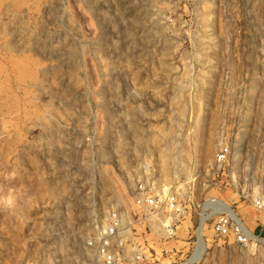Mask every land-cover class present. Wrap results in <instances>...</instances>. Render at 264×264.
Listing matches in <instances>:
<instances>
[{"label":"rangeland","instance_id":"rangeland-1","mask_svg":"<svg viewBox=\"0 0 264 264\" xmlns=\"http://www.w3.org/2000/svg\"><path fill=\"white\" fill-rule=\"evenodd\" d=\"M187 140L190 174L166 185L185 184L187 213L169 236L137 186H160L159 152ZM214 197L250 242L215 234ZM257 200L264 0H0V264H84L114 212L129 227L118 264L183 263L199 228L198 264H264Z\"/></svg>","mask_w":264,"mask_h":264},{"label":"built area","instance_id":"built-area-1","mask_svg":"<svg viewBox=\"0 0 264 264\" xmlns=\"http://www.w3.org/2000/svg\"><path fill=\"white\" fill-rule=\"evenodd\" d=\"M230 150L223 147L218 151L217 161L221 165L228 160ZM150 183V182H149ZM140 183L137 186V206L150 214L163 212L168 215L165 231L169 235H176L178 223L186 216L187 204L181 197L178 188L158 187L155 184ZM257 206L264 209V201L257 200ZM123 214L114 212L108 224L104 225L95 239H91L88 246L95 248L96 257L84 264H118L119 250L125 247L128 231ZM214 232L218 237H233L238 244H246L252 237L242 221L235 220L228 214L221 216L214 225ZM140 259V258H138ZM199 260L187 264H198Z\"/></svg>","mask_w":264,"mask_h":264},{"label":"bare ground","instance_id":"bare-ground-1","mask_svg":"<svg viewBox=\"0 0 264 264\" xmlns=\"http://www.w3.org/2000/svg\"><path fill=\"white\" fill-rule=\"evenodd\" d=\"M187 142H188V140H187ZM180 144H181V147H180L179 153L176 154V155H174L175 153L173 154L172 153V150L171 149H168V148H165V149H163L162 151L159 152V154L157 156L158 157L157 163H158V166H159L158 167L159 168L158 169V171H159L158 174H160V177L158 176L159 177V180L158 181H159L160 186H158V187H165L166 185L168 186L169 181H171L170 179H172V177L175 176V174L177 175V173H186L187 171L189 172V170H188V168H189L188 163H190V161L192 160V154H191L192 147H191V145L190 146L187 145V144H189V142L188 143H185V141H184L182 143V141H181ZM193 164H194V162H193ZM141 168H143V170H144L143 173L145 172V174H152V170L149 168V164L148 163L144 164L143 167H141ZM189 174H190V172H189ZM185 176H186V174H185ZM189 179H187V180H189ZM130 180H131V178H130ZM147 180H149V179H147ZM184 185L183 184H178V188H179L178 190L180 191V188H183ZM207 208L213 209L216 212L217 211H219V212L223 211V212H225V214L227 213L228 215H230L231 217H233L235 220L241 221V219L238 216H236V215L233 214L234 212H233V209H232L231 205L229 203H227L226 201L221 200L220 198L214 197V198H211L209 200H206L203 203V210H205ZM164 217H165V213H163L161 211L158 212V213H155V214H151L150 215V219L152 220L151 221L152 222L151 224L153 225L152 228H154V229H156V230H158V231H160L162 233V231H163L162 223L164 221ZM204 241L205 240H204V237H203L202 230H201V228H199L198 239L196 241L195 248L193 250L192 255L185 262L180 263V264H187V263H190L191 261L193 262V261L199 260L201 258V256L205 252V242ZM122 250H123V253L122 254L127 255V253L129 252V247L128 246H125ZM74 264H76V263H74Z\"/></svg>","mask_w":264,"mask_h":264}]
</instances>
